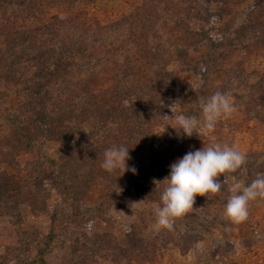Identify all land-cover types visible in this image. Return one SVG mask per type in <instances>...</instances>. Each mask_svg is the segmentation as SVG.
<instances>
[{"label":"rangeland","instance_id":"rangeland-1","mask_svg":"<svg viewBox=\"0 0 264 264\" xmlns=\"http://www.w3.org/2000/svg\"><path fill=\"white\" fill-rule=\"evenodd\" d=\"M21 1L0 0V144L12 129L8 121L25 102L32 78L24 74L32 60L39 61L33 57L37 43L61 52L64 45L68 49L69 38L76 39L87 47L86 60L98 61L89 64L96 65L87 79L89 92L72 79L59 92L60 101H52L68 109L85 99L78 111L68 109L55 118L70 124L65 135L45 140L34 134L40 146L30 149L0 147L7 162L24 170L20 175L35 180L36 201L41 200L36 207L49 213L34 216L27 203L19 209L22 225L0 218V264H18L14 249L23 252L17 241L25 237L34 246L24 260L36 264H264V199L249 202L244 221L223 216L231 178L248 184L264 174V0ZM219 35L222 45L214 55L207 51V38ZM91 48L98 56H88ZM132 81L135 90L161 82L154 117L128 112L148 99L120 89V82L128 88ZM217 91L229 95L235 112L212 131L178 135L168 105L179 102L176 115L199 118V99ZM106 119L107 129L97 127ZM69 133L74 138L70 147ZM217 143L236 146L245 164L226 174L228 183L220 193L197 196L194 208L171 229L157 231L152 206L163 190L147 187L163 181L171 164L187 152ZM121 145L130 149L128 166L136 174L101 168L104 151ZM41 160V169L26 167ZM218 179L223 182L224 176ZM44 204L48 207L39 208ZM55 219L57 230L51 231ZM53 232L47 249L46 237ZM79 233L93 243L74 246L70 237Z\"/></svg>","mask_w":264,"mask_h":264},{"label":"trees","instance_id":"trees-1","mask_svg":"<svg viewBox=\"0 0 264 264\" xmlns=\"http://www.w3.org/2000/svg\"><path fill=\"white\" fill-rule=\"evenodd\" d=\"M21 1V0H20ZM9 3V2H8ZM11 4V3H9ZM21 4H25L24 1H21ZM6 27L8 25L6 24ZM10 28V27H9ZM11 29H9L10 32ZM28 30L23 32L22 35H25ZM222 36L219 35L218 39L213 40L212 38H207V51L210 53H215L221 48V41ZM218 41L217 43H215ZM46 42V41H42ZM69 46L66 51H64V46L61 47V52H58L53 50V48H48L47 46L43 45L40 47V43H37V47H33L35 50V54L33 57L38 58V62H35L32 60L30 67L25 71V74L29 80H31V83L27 87V95L25 94V102L20 105L17 109L18 114H15L10 118L8 121V124L10 127H12L11 131L7 133L5 137H1L4 144H0L1 149L5 150L7 149L9 151L10 148H26L30 149L32 146H40L38 143V140L34 134H40L41 137H43L45 140L48 138H53L56 134L57 136H63L69 130V125L66 126V123H64L63 120H57L58 124L56 123V117L63 115L62 112L71 109L73 111H78L77 109L80 108L81 102H83L85 99L84 97H80V99L70 104L68 109H63L61 107V103H57L56 106H52V101L55 99L60 101V91H64L63 89L66 87H69L70 81L73 79L75 81V86L80 87V89H84L85 92H89V84L90 82H87V79L93 78L94 69L96 65H89L97 64L96 61H90L89 58H85V50L87 47H85L82 44H79L78 41H74V39L69 38L68 42ZM33 45H36L33 41ZM47 44V43H45ZM88 46V43H85ZM93 44V43H92ZM44 49H41L43 48ZM48 48V49H46ZM88 56H98L96 54V49L93 50L91 48V51L88 52ZM213 55V56H214ZM207 57V56H206ZM206 57L204 61L206 60ZM96 59V58H95ZM187 62H190L186 60ZM190 62V66H191ZM195 70L199 71L198 64L193 66ZM203 68V67H202ZM200 68V71L201 69ZM90 70V72H88ZM32 75H29L31 74ZM89 73L90 75H87ZM60 76V78H58ZM91 76V77H89ZM59 79H61V82H59ZM77 80V81H76ZM80 82H84L82 85ZM123 82V81H122ZM122 82L119 83L120 89L123 91L128 92H135L136 94L141 95L143 98H148L149 100H153L152 102H149L147 100L140 101V106L133 105L131 107H128V112L131 114V112H134L135 115L140 116V113L144 111L143 116H152L154 117L156 106V101H159V99H155V92L160 88L161 82L156 84L155 86H150L149 84L145 85L144 87H139L136 90L132 89L134 82H130L128 88L124 87ZM66 83V85L62 86V84ZM81 85V86H78ZM73 86V85H72ZM59 88V90H57ZM125 89V90H124ZM57 90V91H56ZM169 88L166 89V93H168ZM147 96V97H146ZM85 102V101H84ZM91 102L89 99H87L86 103L87 105ZM93 102H97L96 99L93 100ZM59 104V106H58ZM105 105H103L104 107ZM111 112H117V110L111 108ZM22 115H29L30 117L22 116ZM142 116V117H143ZM148 117L145 118L150 120ZM52 119V122H51ZM144 119V118H142ZM129 120V119H128ZM7 122V120H5ZM106 122H109V119H106L104 123H101V125H97V127L107 129ZM57 124V125H56ZM64 124V126H63ZM61 125L63 126L61 131H57V126ZM95 125V124H94ZM93 125V127H94ZM33 127L37 130V132H32L30 128ZM60 133V134H59ZM70 137L68 138L67 145L73 146L74 145V138L71 137L73 133H69ZM5 135V133L3 134ZM56 137V136H55ZM44 140V141H45ZM67 142V141H66ZM0 149V218L2 217H8L9 219H15L16 222H18L20 225H22V216H20V206L25 205L28 203L29 207L33 208V215L34 216H43L48 215L44 210H39L36 207V204L40 202L41 200L36 201L35 195V180L32 179L30 176H23L20 175L24 172L22 168L16 163H13L11 160L7 162L8 159H6L2 154V151ZM2 153V154H1ZM155 154V153H154ZM152 153V155H154ZM44 162L41 160V162L37 163H27L26 167L28 168L31 166L37 167L38 169H41L40 167L43 166V164H40ZM11 168L12 172H15L14 174L8 172L7 170ZM32 168V167H31ZM29 168V170L32 171V169ZM17 169V170H16ZM15 170V171H14ZM164 185H158L156 187L155 183H151L147 189H149L150 192L157 191L158 188L160 190H163ZM109 200V199H108ZM48 207L47 205H41V207ZM55 216L57 218V214L55 213ZM58 220V219H57ZM56 219L54 220L53 227L51 231H56ZM87 236L85 233H79V235L73 234L72 237H70L71 242L73 245H77L80 242H86L87 244H92L93 242L89 239H87ZM54 232L50 233L46 237V247L49 249L48 246H50L54 240ZM21 238V237H20ZM17 243L21 246L23 245V252L19 251V246L14 249V261L18 264H36L35 260L33 262H28L24 260V257L27 255L30 250H32L34 246V242L28 241V239L25 237L24 239H20L17 241ZM15 248V247H14ZM41 255L43 254V250L40 251ZM45 253V251H44ZM43 258V257H42ZM75 259H73V262Z\"/></svg>","mask_w":264,"mask_h":264},{"label":"clouds","instance_id":"clouds-1","mask_svg":"<svg viewBox=\"0 0 264 264\" xmlns=\"http://www.w3.org/2000/svg\"><path fill=\"white\" fill-rule=\"evenodd\" d=\"M180 106L179 102L168 105L169 111L174 115L170 118L175 121L178 135L192 137L198 134L199 129L212 131L221 118L230 117L235 112V107L228 94L215 92L210 97L199 99L201 116L176 115ZM129 148L114 146L104 151L101 168L108 173L119 170L122 175L128 171L137 173L136 168H129L131 159ZM245 164V156L236 146L221 145L219 143L205 146L201 149L187 152L182 158L172 163L170 174L163 181L154 180L153 183L164 185L160 201L154 203L152 211L155 216L154 228L171 229L176 219L182 218L194 208L196 197H207L208 194H218L224 184L228 183V173H235ZM224 176L223 182L218 178ZM228 188L230 195L224 207L223 216L226 220L235 223L244 221L248 216L250 201L258 198L264 199V174H258L250 183L245 184L235 176ZM145 200L133 202L138 205ZM118 212V211H117ZM124 213V212H118ZM125 214V213H124ZM126 215V214H125ZM129 216V215H127ZM93 222L86 227L90 230Z\"/></svg>","mask_w":264,"mask_h":264}]
</instances>
